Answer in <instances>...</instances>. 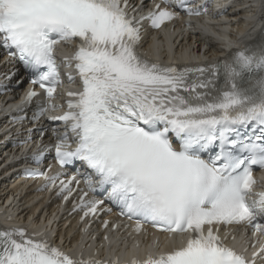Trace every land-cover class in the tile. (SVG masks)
Here are the masks:
<instances>
[{"label":"snow or ice","instance_id":"snow-or-ice-1","mask_svg":"<svg viewBox=\"0 0 264 264\" xmlns=\"http://www.w3.org/2000/svg\"><path fill=\"white\" fill-rule=\"evenodd\" d=\"M130 8V0H0V48L30 77L24 100L31 104L39 95L36 85L46 97L34 119L57 107L52 103L61 82L56 46L75 42L73 55L63 59L66 66L74 64L81 89L68 91L67 110L49 117L65 129L58 135L53 129L54 146L42 145L30 159L38 164L54 147L62 169L79 166L66 179L63 172L50 175L38 168L26 173L65 200L78 193L73 211L82 213L81 221L111 211L108 201L121 216L136 219L137 232L143 222L188 234L180 247L130 264L264 260V243L249 258L246 247L237 251L219 235L220 225L240 224L264 235V191H254L253 175L254 167L264 169V36L215 63L161 65L137 51L142 22L158 29L180 11L199 16L205 6L159 0L138 18ZM75 79L68 75L70 82ZM98 191L106 193L103 199L89 195ZM0 264L117 260L73 256L42 231L11 227L0 229Z\"/></svg>","mask_w":264,"mask_h":264},{"label":"bare ground","instance_id":"bare-ground-1","mask_svg":"<svg viewBox=\"0 0 264 264\" xmlns=\"http://www.w3.org/2000/svg\"><path fill=\"white\" fill-rule=\"evenodd\" d=\"M229 1L225 0L223 4H227ZM264 8L263 0H247L239 1L235 5H232L228 8V13L226 19L228 20V25L230 26L227 36L234 41L240 42L245 41L248 37L252 35L257 27L258 22L262 19V11ZM180 27V26H179ZM217 28H221V25H217ZM224 28H226L224 26ZM180 35L184 36L185 34L180 31ZM222 37H225L224 32L220 33ZM176 38L173 40L172 52L173 57L176 60H179L176 53H179L182 49H187L189 52L195 53L196 57L194 61L213 60L224 53H226L224 48V42L222 40L216 39L209 34H188L187 37L183 40H178ZM208 44L209 47L199 52V46ZM159 56L166 57L168 55L167 48L164 44L158 46ZM189 59V55L186 57V61ZM0 70H5V65H3ZM0 101L3 102V98L0 97ZM1 114V112H0ZM8 125H6L2 118L0 117V132H3ZM13 130V129H12ZM1 139V137H0ZM4 152H9L3 145H0V205L8 197H17L19 188L21 187V181L11 174L8 176L9 171L14 167L7 164L6 157ZM35 195L32 193V187L28 186L26 192L21 196L22 202L19 203V206L22 207V211H15L19 218H24L26 209L28 208L27 204L34 201ZM40 205H43V202H39ZM41 209L44 211L45 217L48 218L50 212V204L43 206ZM69 224L66 228L67 232H72L70 239L77 237L78 229L75 222V217L66 216ZM62 219L60 218L58 222H52V225L59 227Z\"/></svg>","mask_w":264,"mask_h":264}]
</instances>
